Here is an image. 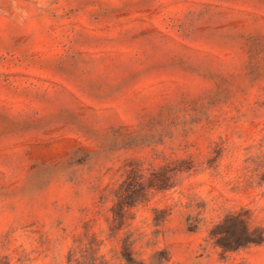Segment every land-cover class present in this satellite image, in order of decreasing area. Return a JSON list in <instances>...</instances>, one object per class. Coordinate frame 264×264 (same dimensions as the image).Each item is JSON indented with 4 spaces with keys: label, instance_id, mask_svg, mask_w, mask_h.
I'll return each mask as SVG.
<instances>
[{
    "label": "rangeland",
    "instance_id": "374dc122",
    "mask_svg": "<svg viewBox=\"0 0 264 264\" xmlns=\"http://www.w3.org/2000/svg\"><path fill=\"white\" fill-rule=\"evenodd\" d=\"M0 264H264V0H0Z\"/></svg>",
    "mask_w": 264,
    "mask_h": 264
}]
</instances>
